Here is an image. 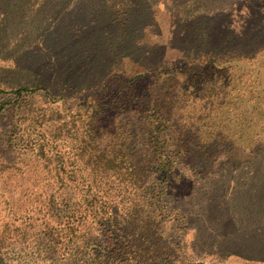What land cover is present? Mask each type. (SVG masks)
Instances as JSON below:
<instances>
[{"label": "trees", "instance_id": "trees-1", "mask_svg": "<svg viewBox=\"0 0 264 264\" xmlns=\"http://www.w3.org/2000/svg\"><path fill=\"white\" fill-rule=\"evenodd\" d=\"M263 55L264 0H0V83L78 101L90 142L114 130L111 159L134 180L145 163L146 200L177 203L196 255L264 264V85L251 80ZM148 213L112 216L97 264H175Z\"/></svg>", "mask_w": 264, "mask_h": 264}, {"label": "rangeland", "instance_id": "rangeland-1", "mask_svg": "<svg viewBox=\"0 0 264 264\" xmlns=\"http://www.w3.org/2000/svg\"><path fill=\"white\" fill-rule=\"evenodd\" d=\"M158 17L166 30V16ZM256 64L251 80L264 85V55ZM9 65L0 60V66ZM16 89L0 83V264H97V256L114 242L110 234L117 231V223L110 225L111 217L122 219L135 209L144 220L148 212L155 214L150 221H154L153 236L165 247L177 245L175 264H260L234 254L196 255L191 245L195 231L180 219L177 203L157 197L146 200L152 188L145 163L138 165L142 177L134 180L127 160L111 159L120 143L111 141L114 130H100L95 143L90 142L89 133L81 138L74 126L88 129L81 121L82 112L78 115V101H55L41 90L18 94ZM194 103L198 104L190 98L187 104ZM254 113L264 128V116L257 109ZM196 124L206 130L201 122ZM229 171L230 175L236 172ZM184 173L194 182L203 179L202 173ZM83 208L89 226L75 229Z\"/></svg>", "mask_w": 264, "mask_h": 264}]
</instances>
